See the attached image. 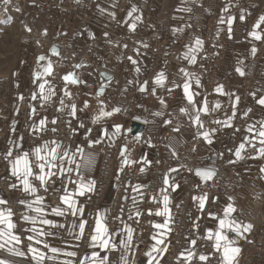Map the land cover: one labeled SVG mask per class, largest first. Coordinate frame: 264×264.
<instances>
[{
    "label": "crops",
    "instance_id": "1",
    "mask_svg": "<svg viewBox=\"0 0 264 264\" xmlns=\"http://www.w3.org/2000/svg\"><path fill=\"white\" fill-rule=\"evenodd\" d=\"M86 1L8 0V3L5 4L4 0H0V62H3L4 59L7 61L12 59V64H16L18 61L16 53L20 47L23 48V51V46H25L22 57H19V71L17 69L7 71L0 69V180L5 178L10 183L16 184L20 188V200L26 202L33 200L35 197L23 192L20 181L11 175V161L17 155H22L23 152L31 153V150L36 146L55 141L61 146L60 153L67 150L70 155L76 154L75 164L65 163V167L76 168V165H79V174L83 175L85 182L94 180L96 188L100 151L103 149L117 151L118 149L115 173L95 212L92 211L95 189L85 193L84 196L75 197L77 206L83 208L82 214L72 216L68 213L62 217H56L51 212V208L54 206L64 207L59 200V197L64 194L63 185H67L70 191L75 190L76 185L70 181L79 183L77 171L67 173L65 176L58 174L52 177L48 182L47 192L40 186L39 181L30 177L37 188L36 195L44 197L43 206L46 218L64 225L63 228L50 229L48 226L37 224V228L42 227L45 231L57 233L56 238L42 239H46L50 245L64 251L77 253L76 257L58 255L55 260H45L44 264H64V261L68 260L73 264H79L81 258L91 255L93 251L100 252L101 255H109L111 264H117L122 254L127 256L128 264H147L149 257L145 253L156 244V240L152 237L165 231L156 229L154 225L163 224L168 219L166 216L149 215L148 211L151 209L154 213L163 207V193L160 191L162 188L167 189L166 194L170 199L171 219H169L168 226L171 231H166L163 237L158 236V238L164 239V244L159 247H166L167 251L153 253L156 261L159 264H188L185 257H187L188 251H192L196 255L191 259L190 264L194 259H199L201 254L208 255L209 259L212 256L218 257L216 264H220V254L213 249V241L208 240L209 248L201 246V241L205 238L207 231L209 229L215 231L218 227V219L214 220L208 213L212 212L218 218H223L224 207L231 203L237 209L232 217L242 224L251 223L253 225L250 232L244 233V237H236L232 232L227 233L229 238L237 241L236 246L241 250L245 243L261 228V223L264 220V173L260 171V168L264 167V158H249L256 156V150L247 145V150L243 153L244 159L236 160L234 156L236 147L244 141V138L247 136L251 139L247 128L250 125H255L258 129L259 122L264 121V106L256 102L260 97H264V23L256 29L261 34L260 40L249 35L253 31V25L261 16H264V0H152L151 10H148L149 0H91L93 10L92 17L88 21L82 22L80 8L79 14L73 20L63 24L64 10L71 6L82 7ZM48 2L53 5L51 9L46 7ZM133 6L137 11L132 14V17H129L128 12ZM3 13L9 15L8 23L5 21ZM22 13L28 19L31 31L34 29L41 31L43 47L40 49L37 46V48L30 46V41L18 42L20 38L23 39L20 34L22 29L13 23L19 21L17 17ZM28 15L36 18H29ZM137 16L140 17L139 20H135ZM241 16L244 18L241 19ZM222 18L223 23H221ZM230 18L232 23L229 33L228 20ZM144 20L148 21L147 25L141 34L137 35L133 50L128 51L129 37L136 34ZM160 21L166 24V38L163 55L156 59L151 51L153 42L149 40L148 36L155 31L157 23ZM133 22L136 24L135 30L129 28ZM207 23L215 26L216 33L225 36L224 44L220 45L222 47L220 57L223 60L220 76L222 78L230 77V84L218 81L212 87H208L198 72L200 59L209 46L216 43V40L212 43L208 38L205 29ZM105 33L108 35L105 36ZM58 34L73 37L77 54L93 57L106 71L114 75L110 81L114 94L119 97L128 95L133 104L134 115L146 122V127L139 140H133L130 133L125 131L130 128V124H126L119 105L108 100L105 93L98 96L97 93L89 94L87 92L86 86L93 79L90 72L84 73L83 77L75 74L80 81L76 84L64 81L63 77L68 72L63 71L61 74L56 72L59 59L49 53L50 48L44 47V43H52ZM196 39H200L203 43L195 51L196 60L195 63H192L190 59H185V54L189 52L190 48L195 47ZM169 44L176 45L179 59L178 63L170 67L166 64L169 55L166 47ZM6 48L13 50V55H6ZM253 48L256 49L255 54L252 52ZM42 55L46 57V60L38 62V57ZM128 57H132L136 63L133 64ZM49 61L54 68L50 75L43 76L35 83L33 82L34 74L31 75L30 80L25 78L24 72L28 71V67L34 66V62L37 64L36 72H42L43 66ZM125 64L128 66V71L122 69ZM252 65L254 67L251 70ZM137 68L139 71H136ZM238 68L243 71L244 75H240L237 71ZM249 71H252L250 76H248ZM161 72L165 76L162 86L156 85L154 82L157 74ZM185 73L189 75H185ZM247 77L251 82L248 92L245 89ZM45 80L48 83L45 84L44 93L41 94L39 84ZM186 81L191 85L190 91L197 94L194 95L196 108L201 107L205 99L208 101L209 113H200L204 124L203 128H199L193 123L196 111L192 105L188 104L184 96L183 85ZM142 86L146 89L143 92L140 91ZM220 86H222V93L216 91ZM49 89L55 94H50ZM32 91L36 97L33 99V110L29 107ZM65 92L70 95H65ZM43 96L49 98L45 100ZM55 96H58L57 108L62 115V122L75 132L73 140L65 139L54 126L55 131H52L50 135L46 133L55 121V119L51 121L47 115L48 108ZM236 97H239V101L236 100ZM244 98L246 101H243ZM161 100L164 101L163 104ZM85 101H87V107H85ZM217 102L221 107L211 111ZM24 104L28 106L25 118L21 113ZM72 105L76 106L75 116L71 115ZM116 108H119L120 111L114 112L113 110ZM181 108H187L188 113H182ZM102 109L113 112V114L100 117L98 121L94 122ZM249 109L251 111H248ZM233 111H235V115L231 120V127L214 123L215 120L226 121L228 117L233 116ZM81 113L88 118L86 128L75 124V118ZM156 113L161 114L156 115ZM42 119L46 121L43 128L40 127ZM238 119L243 122V127L237 138H233L232 131ZM165 121H170V123H165ZM116 125L123 126L120 133L115 132ZM213 128L216 129V132L211 137V144L198 135V132ZM89 129H91L90 132ZM174 129L179 130L175 131ZM97 139L100 140V143H91L90 145V141L94 142ZM253 142L256 143L257 148L260 147L258 142ZM118 143L121 144L119 148H117ZM184 146L192 148V156L197 164L217 159L227 166H236L242 185L232 194L213 195L207 189V181L195 174L196 193L193 197L207 194L208 199L204 210L201 211L198 201H194L192 197L188 235L182 245L176 246L173 241L171 225L178 203L187 189L190 173L186 167L181 165H173L164 170L163 158L167 155L174 157ZM125 147L127 150L122 156L121 151ZM78 148L83 149L82 154L77 151ZM9 150L12 151V156L6 157ZM125 159L130 163L124 164ZM229 160L236 162L229 163ZM3 167L5 172L1 173ZM170 169H177V171L170 172ZM165 174L169 176V185L163 184ZM172 185H178V187L173 190ZM134 186H142L139 193L132 190ZM153 197H156L155 201ZM0 198L8 201L1 186ZM133 198H135V203ZM209 205L213 207L211 210H208ZM4 208H10L8 203L0 205V209ZM137 211L140 212L139 216L136 215ZM98 212L104 214L110 232L119 233L118 236L113 237L118 245L120 240L126 239L124 226L128 225L133 229V238L128 250L118 247L115 252L104 253L98 248H92L89 246L92 233L87 237L86 245L83 244L85 232L82 239H76L79 229L73 226L77 225L80 220H86L87 225L92 223L94 228ZM13 213V220L18 224V234L21 235L23 241L17 247L26 255L18 257L10 254L5 248L0 250V259H7L11 264H36L27 251L29 244L27 236L32 234L27 229L32 225L21 219L22 214L34 215V213L27 209L26 204L21 203L20 216H17L14 211ZM146 221L149 223V230L145 227ZM22 231L26 234L25 238ZM193 240L196 241L195 245L191 244ZM36 246L42 247V245ZM241 254L242 251L237 257V263ZM156 261H153V264H156Z\"/></svg>",
    "mask_w": 264,
    "mask_h": 264
},
{
    "label": "snow or ice",
    "instance_id": "2",
    "mask_svg": "<svg viewBox=\"0 0 264 264\" xmlns=\"http://www.w3.org/2000/svg\"><path fill=\"white\" fill-rule=\"evenodd\" d=\"M4 3L7 4L8 0H4ZM19 11V9H17ZM103 11V9H101ZM137 9L135 6L131 9V11L128 12V16L132 17V14L136 12ZM227 11V9H225ZM241 19L244 17L241 16ZM140 17H135V20H139ZM221 23H223V18L221 19ZM231 23L232 19L230 18L228 20L229 24V33L231 32ZM264 23V16H261L255 25H253V31L249 33L250 36H252L256 40H260L261 34L256 31L260 27V25ZM136 24L133 22L129 25V28L131 30H135ZM31 31V29H28ZM46 34V33H45ZM105 36L108 34L105 33ZM202 41L200 39H196L195 41V47L190 48L189 52L185 54V59H190L192 63H195L196 56L194 55L195 51L202 46ZM127 47V45H125ZM256 49L253 48L252 52L255 54ZM52 52L54 54H58L56 52V49L53 48ZM129 60L132 61L133 64L136 63L135 60L132 59V57H128ZM45 56H39V61H45ZM76 67H81V65H76ZM52 64L49 61L45 66H43L42 72H35L34 73V83L41 79L45 75H50L52 73ZM136 71H139L137 68ZM237 71L240 73V75H244L243 71H241L239 68ZM185 75H189L188 73H185ZM64 81L66 83H72L76 84L79 81L78 77L75 76L74 73H68L63 77ZM165 81L164 73H158L155 78V84L156 85H163ZM48 82L45 80L43 83L39 84V90L40 93L43 94L45 90V84ZM147 83V82H145ZM197 83L199 81L197 80ZM191 85L189 82H185L183 85V91L184 96L188 102L189 105H192L193 108L196 111V115L193 118V123L195 125H198L199 128H203L204 124L203 121L200 118V113H209L210 109L208 106V101L205 99L202 102V106L199 108H196V101L194 100V94L190 91ZM145 87H141L140 91H145ZM216 91L218 93H222V86L217 87ZM49 93L54 95L55 93L52 92L51 89H49ZM103 94V86L100 88L97 95ZM65 95H70V93L65 92ZM33 98L35 99V94L33 95ZM45 100H47L48 96H43ZM22 99V97H21ZM236 100L239 101V97H236ZM257 104L264 106V97H260L257 99ZM63 103V101H61ZM161 103L163 104L164 101L161 100ZM87 101H85V107H87ZM221 105L219 102H217L211 111H215L216 109H219ZM72 111L71 115L75 116L76 114V106H71ZM114 112L120 111L119 108H116L113 110ZM180 111L182 113L187 114L188 109L187 108H181ZM248 111H251L249 109ZM113 112H107L103 111V109L100 112V115L97 116L94 119V122L98 121L100 117H106L111 116ZM161 113H156V115H160ZM235 115V111H233V116L228 117L226 121L221 120H215L214 123L218 125H222L224 127H231V120ZM247 115V113H245ZM46 121L41 120L40 121V127L43 128ZM55 123V121H53ZM165 123H170V121H165ZM260 127L257 129L255 125H250L247 128V132L251 134V139L249 137H245L244 141L239 144L238 147H236L234 156L236 157V160L244 159L245 156L243 155L244 152H246V145L248 147H251L256 150V156L249 157L251 159L256 158H264V121L259 122ZM81 127L84 125L81 124ZM122 125H116L115 126V132L120 133L122 129ZM175 131H178L179 129H174ZM55 131V129H53ZM89 132L91 129L88 130ZM126 132L132 133V129L128 128L125 129ZM237 131H239L237 129ZM216 132V129L213 128L211 130H205L203 132H198V135H201L207 143H212V135ZM106 134V133H105ZM136 140H139L140 137L138 135L134 136ZM253 141H256L259 143L260 147L257 148L256 143ZM91 143H100V140L97 139L96 141H90ZM54 145V146H53ZM60 145L56 143L55 141H52L51 143L45 142L43 145L36 146L31 150V153L29 152H23L22 155H17L12 161H11V175L16 177L17 180L20 181V184L22 185L23 192L33 195L35 198L31 201H25L20 200L19 203L26 204L27 209L34 213V215L30 214H22L21 219L27 223L32 225V227L28 228L27 231L32 233L31 235L27 236V240L29 241V244L27 246V251L29 254H31L32 260L36 262V264H44L45 260H55L58 255H64L68 257H76L77 253L75 251H64L63 249L59 247L52 246L48 243L46 239L47 237L56 238L57 233L55 231H45L44 228H37L36 225H44L48 226L50 229H59L63 228V224L55 223L52 219L46 218V212L45 208L43 206L44 204V197L36 195L37 188L32 183V180H30V177L33 178L36 181H39V184L41 187L44 188L45 192L48 191V182L51 180L52 177L57 176L58 174L60 176H65L67 173H71L73 171H77L78 173V179L79 183L76 181H70L71 183L75 184V190L70 191L67 187V185H63V195L59 197L60 204L64 207H61L60 205L54 206L51 208V212L56 217H62L66 214L70 213L72 216H77L78 214L83 213V208L77 206V200L75 197L77 196H84L85 193L92 192L95 189V181L89 180L85 182L83 175L79 174V165H76V168L72 167H65V163L67 164H75V153H72L71 155L67 150L63 151V153L59 152ZM126 147L122 149L121 155L123 156L124 152L126 151ZM78 152L81 154L83 153V149L78 148ZM175 155V153H173ZM12 151L9 150L6 154V157H11ZM229 163H235V160H229ZM124 164L130 163L127 159L123 161ZM147 163V161H146ZM38 170V171H37ZM55 170V171H54ZM123 170V169H121ZM143 171V169H141ZM177 169H170V172H175ZM260 171L264 173V167L260 168ZM195 174L199 176L202 180L207 181L212 179L215 176V170L214 169H195ZM63 183V182H62ZM163 184L169 185V176L165 174L163 177ZM10 187L15 188L17 187L16 184H12ZM142 186H134L133 191L139 193ZM173 190H175L178 185H172L171 186ZM161 193H163V207L157 209L154 213L151 209H149V215H156V216H166L168 219L164 221L163 224H155L154 227L156 229H163L165 231H161L158 233L159 237H163L165 235L166 231H171L169 228V219H171L170 216V199L169 196L166 194L167 189L162 188ZM208 197L207 194L201 195V196H194L193 200L198 201V207L201 211L205 208V203L207 201ZM231 200V197H229ZM153 200H156V197H153ZM133 202L135 203V198H133ZM8 203L7 200L0 198V205H6ZM237 209L235 206L231 203L227 204L226 207L223 209V218H218L216 214L209 212L208 215L211 216L214 220L218 219V227L215 231H212L209 229L207 231V234L205 236V239L213 241V249L216 253L220 254V264H237V257L241 253V248L236 246L237 241L235 239L229 238L228 232H232L235 234L236 237H244V233L250 232L253 228V225L251 223L249 224H242L238 222L236 219L232 217V214L235 213ZM136 215L139 216L140 212L137 211ZM14 213L11 208H4L0 209V250L7 248V251L15 256L18 257H24L26 253L22 251L19 247L23 243L21 239V235L18 234V224L17 222H14L13 220ZM87 225L86 220H80V222L77 225H74L73 227H78L79 233L76 236V239H82L84 236L85 228ZM124 229L126 231V239L120 240L119 245L114 241L113 237L118 236L119 233L112 231L110 232L109 227L107 223L105 222V216L103 213H97L96 219H95V226L92 230V234L90 236L89 240V246L92 248H98L104 253H112L115 252L118 247L123 248L125 250H128L131 246L132 238H133V229L129 227L128 225L124 226ZM158 236L154 235L152 238L156 240V244H154L150 251L146 252L145 255L149 257L147 264H153V261H156V257L153 256V253H162L167 251V248H161L160 245L164 244V239L158 238ZM192 245L196 244V241H191ZM36 245H42V247H37ZM44 249H47V251H44ZM48 253H51L52 255H49ZM182 256H184L183 253H181ZM196 254L192 251L187 252V257H185L188 264H190L191 259ZM199 260L207 262L209 260L208 255L201 254L199 255ZM0 264H11V262L7 259H0ZM64 264H73L72 261H64ZM79 264H111L110 256L109 255H101L100 252L93 251L91 255H85L83 258L79 260ZM117 264H128L127 256L125 254H122ZM156 264H159L158 261H156Z\"/></svg>",
    "mask_w": 264,
    "mask_h": 264
},
{
    "label": "built area",
    "instance_id": "3",
    "mask_svg": "<svg viewBox=\"0 0 264 264\" xmlns=\"http://www.w3.org/2000/svg\"><path fill=\"white\" fill-rule=\"evenodd\" d=\"M46 7L51 9L53 7L52 3H46ZM152 0H149L148 10H151ZM82 10V22L88 21L92 17L93 3L91 0H87L82 7L71 6L69 9L64 10L63 24L73 20L78 14L79 10ZM148 21L144 20L142 27L136 31L135 35L129 37V46L128 51H132L135 45L137 35L141 34L142 30L147 25ZM208 38L212 43L216 40L215 44H211L209 48L205 51L204 55L198 63V72L201 77L205 80V83L208 87H212L216 82L222 81L225 84H230V77H221L220 68L223 66V60L220 57V50L222 47L221 44H224L225 36L224 34H218L215 31V26L211 23H207L205 26ZM149 40L153 42L151 51L156 59L162 57L164 49L163 45L165 44L166 38V24L162 21L157 23L156 29L153 33L148 36ZM55 45L58 48V54L55 55L59 59V64L56 69L58 74H61L63 71L68 73H74L80 77L84 76V73L90 72L93 75V79L90 83L87 84L86 89L89 94H96L99 92L100 88L103 86V92L105 93L108 100L112 103L119 105L124 114L126 124L129 125L133 120L140 121L145 124L146 122L137 118L133 112V104L130 97L123 96L119 97L114 94L113 89H111L110 81L105 82L100 77V72L105 70L96 59L93 57H88L86 55H81L76 53V47L73 43V37L68 35L58 34L52 43H44V47L49 49L51 46ZM167 52L169 53L166 64L170 67L173 64L178 63L179 59L177 57L178 52L176 45L169 44L166 47ZM54 55V54H52ZM76 65H81V67H76ZM254 65H252L251 70ZM123 71H128V66L125 64L123 66ZM33 68L28 69V76L31 77ZM252 71L248 72L250 76ZM250 79L249 77L245 80V89L248 92L250 88ZM58 96H55L51 101V105L48 108L47 115L49 119H55V123L50 125V128L47 129V135H50L54 128L64 136L65 139L73 140L74 130L69 127H66L62 122V115L57 108ZM246 101V98L243 99ZM28 106L24 104L21 111L24 118L27 114ZM88 123V118L82 113L75 118L76 126L83 124L86 128ZM243 127V122L238 119L235 124L234 130L232 131V137L237 138L240 130ZM237 129L239 131H237ZM121 144H117L119 148ZM100 166L98 170L97 184L94 193V200L92 203V211H97L100 201L103 194L107 190L113 175L115 173V165L118 156V149L109 150L103 149L100 151ZM173 165H181L188 169L190 173L188 178V186L184 192L182 198L180 199L175 218L173 219L171 228L173 234V241L176 246L182 245L188 235L189 230V217L191 215V199L196 193V182H195V173L194 169L196 167H203L207 169H214L215 176L207 180L206 186L209 192L213 195H229L238 190L242 185V181L239 177L238 168L236 166H227L226 164L221 163L217 159H210L205 161L202 164H197L194 157L192 156V148L190 146L181 147L178 154L174 157L167 155L163 158V169L167 170ZM5 172V168L1 169V173ZM14 183H10L7 179L3 178L0 180V186L4 191L5 195L8 198V206L16 213L17 216H20V188L17 186L15 188L10 187ZM213 207L208 206V210H211ZM145 227L149 230V223L146 221ZM93 225L89 223L85 229V236L83 244L86 245L87 237L92 233ZM23 237H26L24 231H22ZM201 246L204 248H209L210 243L207 239L203 238L201 241ZM218 257L212 256L207 262L200 261L199 259H194L191 264H216ZM237 264H264V220L261 223V228L256 232V234L248 240L242 250L241 257Z\"/></svg>",
    "mask_w": 264,
    "mask_h": 264
},
{
    "label": "rangeland",
    "instance_id": "4",
    "mask_svg": "<svg viewBox=\"0 0 264 264\" xmlns=\"http://www.w3.org/2000/svg\"><path fill=\"white\" fill-rule=\"evenodd\" d=\"M16 2L18 3V1H16ZM23 14L24 13H22V15L21 14L18 15L17 18L19 19V21L17 23H13L14 25H16L18 27L20 26L21 29H22V33H20V34L23 37V39L20 38L18 40V42L24 43L25 40L26 41H30L31 42L30 46H34V47L37 46L40 49L41 47H43V45L41 43V40H43L42 33L38 29H34V30H32V31L29 32V30H28L29 29V22H28V19L26 18V16L23 15ZM2 15H3L5 21L8 23L10 21L8 19L9 15L6 14V13H3ZM28 17L29 18H36L35 16L33 17L31 15H28ZM26 23L28 24V27H27V24ZM23 47H24V50L23 51H25V46H23ZM8 49L9 48H6L5 49L6 50V53H7L6 55H13L14 51L13 50H10V49L8 50ZM22 49L20 47L19 48V51H17V53H16V55H17L16 56V59L18 58V61L16 62V64H12V59L11 60H8V61L6 59H4L3 62H0V69H3L5 71L12 70V69H17L19 71V68H20L19 57H22V54H23ZM30 68H34V70L32 72V75H33L37 71L36 70L37 69V64L34 62V66L28 67V69H30ZM24 74L26 76L25 78L28 79V80H30V77L28 76L27 70L24 72Z\"/></svg>",
    "mask_w": 264,
    "mask_h": 264
},
{
    "label": "water",
    "instance_id": "5",
    "mask_svg": "<svg viewBox=\"0 0 264 264\" xmlns=\"http://www.w3.org/2000/svg\"><path fill=\"white\" fill-rule=\"evenodd\" d=\"M53 48H55L56 49V52L58 53V48L55 46V45H53V46H51L50 47V49H49V53L50 54H54L53 52H52V49ZM54 55H57V54H54ZM113 74L112 73H109L108 71H106V70H102L101 72H100V77H101V79L103 80V81H105V82H108V81H111L112 80V78H113ZM104 93V92H103ZM145 124L144 123H142V122H140V121H137V120H133L131 123H130V128L133 130L132 131V133H130V137L133 139V140H136L135 138H134V136H136V135H138L139 137H141L142 136V134H143V132H144V129H145ZM197 168H199V169H207V168H203V167H196L195 169H197ZM195 169H194V173H195Z\"/></svg>",
    "mask_w": 264,
    "mask_h": 264
},
{
    "label": "trees",
    "instance_id": "6",
    "mask_svg": "<svg viewBox=\"0 0 264 264\" xmlns=\"http://www.w3.org/2000/svg\"><path fill=\"white\" fill-rule=\"evenodd\" d=\"M52 69H54L53 66H52ZM33 95H34V91H32V94H31V97H30V101H29V107H30V109L32 108V110H33L32 106H33V99H34Z\"/></svg>",
    "mask_w": 264,
    "mask_h": 264
}]
</instances>
